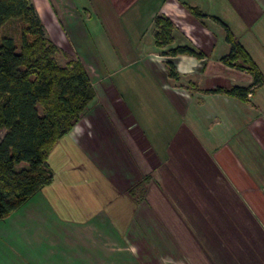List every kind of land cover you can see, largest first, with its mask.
<instances>
[{"label":"crops","instance_id":"obj_1","mask_svg":"<svg viewBox=\"0 0 264 264\" xmlns=\"http://www.w3.org/2000/svg\"><path fill=\"white\" fill-rule=\"evenodd\" d=\"M31 1L95 96L50 150L52 181L0 219V264H264V80L209 91L252 82L220 59L221 22L264 76V0ZM176 45L202 56L162 53Z\"/></svg>","mask_w":264,"mask_h":264},{"label":"trees","instance_id":"obj_2","mask_svg":"<svg viewBox=\"0 0 264 264\" xmlns=\"http://www.w3.org/2000/svg\"><path fill=\"white\" fill-rule=\"evenodd\" d=\"M9 23H17V28L0 35V219L52 181L47 162L50 150L77 123L95 96L80 60L58 63L55 54L59 48L45 35L31 0H0V28ZM221 23L229 50L220 59L229 66L246 69L252 82L209 91L244 99L262 84L264 76L228 26ZM172 27L168 17L154 18L157 46L172 41ZM162 53L202 56V51L188 45H176ZM166 64L169 76L176 78L172 62L167 60ZM143 181L145 178L138 182L141 187Z\"/></svg>","mask_w":264,"mask_h":264},{"label":"rangeland","instance_id":"obj_3","mask_svg":"<svg viewBox=\"0 0 264 264\" xmlns=\"http://www.w3.org/2000/svg\"><path fill=\"white\" fill-rule=\"evenodd\" d=\"M17 28V23H9V24H7L5 27H2V28H0V35L1 34H3L5 31H8V30H15ZM45 29V28H44ZM89 33V32H88ZM45 35H47V37L49 38L50 37V34H48V32H47V34H46V31H45ZM59 61H63V60H59ZM225 77H223V79H224ZM196 79H197V77H196ZM234 79H237V80H239V78H237L236 76H234ZM225 83L227 84V86L226 87H229V85H230V83H229V77H226V81H225ZM263 128V126H260V129H262ZM3 133V130L2 129H0V136H1V134ZM244 160L246 161L247 160V158H244ZM21 164H24V163H21Z\"/></svg>","mask_w":264,"mask_h":264}]
</instances>
